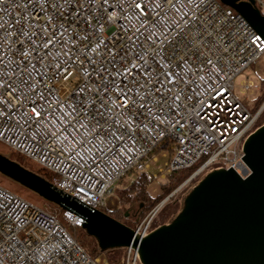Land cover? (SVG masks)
I'll return each mask as SVG.
<instances>
[{"label":"snow or ice","instance_id":"snow-or-ice-1","mask_svg":"<svg viewBox=\"0 0 264 264\" xmlns=\"http://www.w3.org/2000/svg\"><path fill=\"white\" fill-rule=\"evenodd\" d=\"M215 4L0 0V142L42 155L77 195L141 149L172 143L191 159L211 148L223 132L205 100L231 91L260 41ZM73 231L0 190V264H91Z\"/></svg>","mask_w":264,"mask_h":264},{"label":"water","instance_id":"water-1","mask_svg":"<svg viewBox=\"0 0 264 264\" xmlns=\"http://www.w3.org/2000/svg\"><path fill=\"white\" fill-rule=\"evenodd\" d=\"M218 1L239 14L264 41V16L253 0ZM241 159L251 176L242 179L232 168L206 174L179 214L146 237L62 195L48 181L2 154L0 174L76 214L82 220L81 229L96 240L101 252L131 247L141 264H264V124L244 142Z\"/></svg>","mask_w":264,"mask_h":264},{"label":"built area","instance_id":"built-area-1","mask_svg":"<svg viewBox=\"0 0 264 264\" xmlns=\"http://www.w3.org/2000/svg\"><path fill=\"white\" fill-rule=\"evenodd\" d=\"M253 1L261 15L264 16V1ZM217 5L223 11L224 15L231 19L232 23L235 25L234 31L239 30L242 36L247 35L249 39L258 36L239 14L226 6H223L218 0H216V4L213 7H216ZM248 42V40H245L246 44ZM261 42L262 39L260 38V41H257L259 47L253 45L252 48L249 49V51L254 52V55L248 58V66H244L243 70L240 71L239 74L250 68L264 55V53L260 51L261 48H264V43ZM238 75H236L230 82H224V88L228 89L230 87V92L225 91L222 96L216 95L205 100V118L210 124H214L216 126L217 136L220 135L221 131L223 132V137L221 138L220 142L212 145L211 148L205 147L202 153H197L191 159H188L187 154L183 153L182 149L178 148V146L172 143H168L167 146L164 144L158 145L155 149H141L140 153L132 160L130 166L121 170L118 176L115 173L109 172L108 169L104 170L106 173H108L106 176L96 173L97 180L93 181L92 184L88 186L86 194L85 192H80L79 195H77L71 191V187H63L62 184L66 183L67 181H61L58 179L57 175L55 174L56 166L50 161H46L42 155H32L27 150L21 151L15 146H10L7 140L0 142V144L8 148L9 151H12L34 163L42 171L49 173L52 176V181L49 183L56 191L60 192L62 195L69 196L71 199L90 210H100L101 208H104L106 194L110 193L113 184L131 169H135L140 174L150 173V163L157 161L156 154L153 153L157 149H159V152H166L165 154H162L161 157L165 159L167 158V161L165 162L163 169H158L157 174L150 173L153 178H156V176L164 178L172 172H177L187 169L193 165H198L186 183L194 180L200 175H206L216 170L230 168H232V170L240 178L245 179L247 177L246 173L249 175L250 170L241 159L243 157V145L249 135H251L255 130L264 124L263 123L257 126L259 117L264 108V102L254 113L248 110V108L237 98L234 92V80ZM253 87L254 85L252 82L242 81L240 86L241 93H246ZM233 128H237L238 132H232L231 129ZM61 175H63V172H61ZM69 176H71L70 173ZM99 181L103 182L100 183L99 188H97L96 185ZM0 190L6 194L17 196L1 186ZM41 210L44 211L43 209ZM157 211L158 208L156 207L152 213L135 229L136 233L140 237H146L153 230L151 229V220ZM44 212L47 213L46 211ZM48 214L59 220L57 216L50 213ZM65 214H67V217H65ZM63 217L67 220L68 224L72 225L73 228H81L82 220L76 214L69 211H64ZM76 221H79V223H76ZM84 251L88 253L85 249ZM88 255L91 257V264H110L107 261L100 263L97 258L92 257L89 253ZM86 264H88L87 261ZM112 264L141 263L136 250L130 247L124 248V254L122 258L118 262Z\"/></svg>","mask_w":264,"mask_h":264},{"label":"rangeland","instance_id":"rangeland-1","mask_svg":"<svg viewBox=\"0 0 264 264\" xmlns=\"http://www.w3.org/2000/svg\"><path fill=\"white\" fill-rule=\"evenodd\" d=\"M262 79H264V55L261 57L260 60H258L255 64H253L250 68L244 70L241 74H239L234 80L235 95L248 108V110L253 112V113L257 109V101H258V96H259V83ZM242 81H250V82H252L254 87L246 93H241L240 86H241ZM263 123H264V121H263ZM165 153L166 152L161 151V152H158L156 154L157 161L150 163V166H151L150 167V173L157 174L159 168H162V169L164 168V164L167 161V158L165 159V158H162L161 156H162V154H165ZM0 154L7 156L9 154V149L6 148L5 146H3L2 144H0ZM19 164L22 167L30 170L31 172L37 171V166L34 163L28 161L27 159H24V158L21 159ZM139 175H140V173L138 171H136L135 169H131L130 171L125 173L119 180H117L113 184L111 192L106 194L105 200H104L105 207L102 210L107 211V212H111V211H114L116 209H122L123 212L125 214H127L129 209H127L126 205H125V207L123 206V204L121 203V201L119 199V197H120L119 194L121 192L125 191L132 184V182H134L138 178ZM205 176L206 175H200L199 177H196L194 180H192V181H190V182H188L182 186V184L184 183L183 182L179 186H177L169 194V195H171L174 191L177 190L169 199H172V202H171L172 204L177 205L178 211L163 222V216L157 214L159 211L158 210L154 214V216L151 220V224H154L153 229H156L162 225L170 223L179 214V212L181 211V209L184 206V201L187 198V196L190 194V192L193 190V188L195 186H197V184ZM165 178L166 177L162 178V177L156 176V178H154L153 181H151L150 184L147 186V193L149 194V196L151 198H155L161 194V192H162L161 191V184H163L165 182V180H166ZM0 186L5 188L8 191L14 193L15 195L21 197L22 199L28 201L29 203L43 209L47 213H50L52 215L57 216L59 220H61V217H63L62 212H64V211L62 209H60L59 207H57L54 204H51V203L43 200L42 198L38 197L33 192L22 187L18 183L2 176L1 174H0ZM168 196L164 197L159 202V204L164 199H166ZM124 200L126 201L127 199H124ZM155 208H153L151 211H149L145 215L144 219L147 218ZM122 256H123V251H121V258H122ZM104 258L105 257L103 255H101L97 259L99 260L100 263H103L105 261Z\"/></svg>","mask_w":264,"mask_h":264},{"label":"trees","instance_id":"trees-1","mask_svg":"<svg viewBox=\"0 0 264 264\" xmlns=\"http://www.w3.org/2000/svg\"><path fill=\"white\" fill-rule=\"evenodd\" d=\"M263 102L264 79H262L259 83L257 109L261 106ZM263 121L264 108L259 117L257 126L263 124ZM158 152L159 149L155 150L153 153L157 154ZM6 157L18 164L21 159H23L22 156L12 151H9V154ZM197 166L198 165H193L187 169L168 174L165 178V182L161 184V194L155 198H151L147 193V186L150 184L151 181H153L154 178L151 176L150 173H141L138 178L134 182H132V184L125 191L119 194V199L121 203L124 207L126 205L127 209H129L130 212L128 211V213L125 214L122 209H116L111 212L103 211L102 209L104 208H101L100 210L105 214H108L110 217L117 220L118 222L122 223L123 225L127 226L128 228L135 230L138 225L143 221L145 215L156 206L158 207L159 202L164 197L168 196L177 186L185 182L196 170ZM33 173L39 175L48 182L52 181V176L49 173L42 171L38 166L37 171ZM124 199H127L128 201H125ZM171 202L172 199H169L163 206L158 209L159 211L157 214L163 216V222L178 211L177 205L172 204ZM153 226L154 224H151V229L154 228ZM73 230V235L75 236L77 241L81 242L84 245V249L94 258H98L99 256L103 255L105 257L104 260L112 264L120 260L121 251H123L124 254V249H109L104 252H101L94 238L87 235L79 227L73 228Z\"/></svg>","mask_w":264,"mask_h":264},{"label":"bare ground","instance_id":"bare-ground-1","mask_svg":"<svg viewBox=\"0 0 264 264\" xmlns=\"http://www.w3.org/2000/svg\"><path fill=\"white\" fill-rule=\"evenodd\" d=\"M159 209V208H158Z\"/></svg>","mask_w":264,"mask_h":264}]
</instances>
